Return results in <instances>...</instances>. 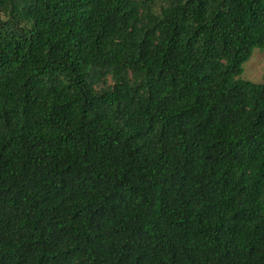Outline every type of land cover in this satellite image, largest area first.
Returning a JSON list of instances; mask_svg holds the SVG:
<instances>
[{
	"label": "trees",
	"instance_id": "16d2710c",
	"mask_svg": "<svg viewBox=\"0 0 264 264\" xmlns=\"http://www.w3.org/2000/svg\"><path fill=\"white\" fill-rule=\"evenodd\" d=\"M264 0H0V264H264Z\"/></svg>",
	"mask_w": 264,
	"mask_h": 264
},
{
	"label": "rangeland",
	"instance_id": "374dc122",
	"mask_svg": "<svg viewBox=\"0 0 264 264\" xmlns=\"http://www.w3.org/2000/svg\"><path fill=\"white\" fill-rule=\"evenodd\" d=\"M239 79L255 84H264V50L256 48L242 65Z\"/></svg>",
	"mask_w": 264,
	"mask_h": 264
}]
</instances>
